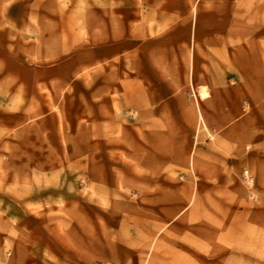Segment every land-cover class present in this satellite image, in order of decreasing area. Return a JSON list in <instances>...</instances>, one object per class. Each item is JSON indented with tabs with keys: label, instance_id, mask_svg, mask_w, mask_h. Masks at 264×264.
I'll use <instances>...</instances> for the list:
<instances>
[{
	"label": "rangeland",
	"instance_id": "374dc122",
	"mask_svg": "<svg viewBox=\"0 0 264 264\" xmlns=\"http://www.w3.org/2000/svg\"><path fill=\"white\" fill-rule=\"evenodd\" d=\"M0 264H264V0H0Z\"/></svg>",
	"mask_w": 264,
	"mask_h": 264
}]
</instances>
